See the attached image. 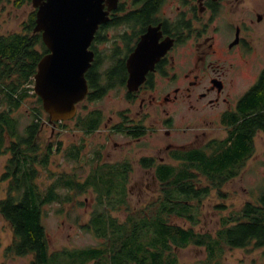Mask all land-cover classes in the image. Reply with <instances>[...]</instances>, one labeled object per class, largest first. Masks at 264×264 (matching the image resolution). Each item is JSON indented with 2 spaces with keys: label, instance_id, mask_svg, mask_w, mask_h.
Wrapping results in <instances>:
<instances>
[{
  "label": "trees",
  "instance_id": "1",
  "mask_svg": "<svg viewBox=\"0 0 264 264\" xmlns=\"http://www.w3.org/2000/svg\"><path fill=\"white\" fill-rule=\"evenodd\" d=\"M20 2L24 0H15ZM34 17L32 11L22 31L0 33V155L9 154L2 174L8 186L0 198V216L12 231L6 252L31 254L29 264H182L176 250L195 245L205 248L208 260L202 264H209L221 257L224 247H264V180L255 201L249 200L222 217L215 236L176 222L182 217L197 223L199 204L210 193L207 187L196 186L198 174L219 187L237 175L253 154V137L264 131V69L240 98L237 109L225 115L226 138L214 142L207 152L201 149L184 155L176 151L174 163L147 161L155 166L159 187L147 204L133 207L123 168L103 162L97 150L84 178L79 167L71 173L48 169L54 148L51 142L43 144L39 135L46 113L29 86L36 63L46 50L40 35L32 30ZM87 77L91 85L96 83V78ZM97 90L96 97L101 95ZM19 115H24L27 123ZM77 117L86 132L97 128L102 119L98 110ZM79 149L69 147L67 158L78 159ZM147 162L144 164L149 166ZM41 173L49 180L47 184L37 182ZM90 189L95 204L80 226L94 235L96 243L52 248L43 224L46 207L55 202L80 206L84 201L78 196ZM114 211L125 214L120 217ZM79 217L77 214L76 222Z\"/></svg>",
  "mask_w": 264,
  "mask_h": 264
},
{
  "label": "flooded vegetation",
  "instance_id": "2",
  "mask_svg": "<svg viewBox=\"0 0 264 264\" xmlns=\"http://www.w3.org/2000/svg\"><path fill=\"white\" fill-rule=\"evenodd\" d=\"M101 4L107 19L98 24L88 46L93 52L85 72L88 93L76 104L74 117L66 121L100 111L101 122L90 132L103 131V125L109 135L125 138L113 141L117 150L124 151L123 159L108 163L123 168L126 188L130 189L133 171L128 157L131 143L137 145L139 166L144 172L152 170L151 180L159 187L155 166L147 161L152 159L155 165L166 161L146 153L149 150L143 142L147 134H163V138L158 137L162 141L158 149H164L168 157L176 151L184 155L189 151H208L214 142L228 136L225 115L237 109L240 98L264 69V54L257 44L258 37L263 36L258 29L264 25V0H102ZM35 10L33 7L34 26ZM34 26L33 32L40 35L45 45L42 32L34 31ZM145 35L144 46L137 51ZM45 47L42 56L49 52ZM128 61L132 72L148 66L142 81L131 83L130 87L132 72ZM87 75L96 78V83L91 85ZM247 83L249 88L236 99ZM96 90H100L98 97ZM110 91L126 104L125 108L114 110L115 122L100 109L79 114V104L101 99ZM177 115L182 118L180 122ZM222 128L227 133L222 139L209 135L213 129ZM179 136L186 140L176 143ZM145 161L150 165H145ZM144 172L133 184L145 189L150 176L145 177Z\"/></svg>",
  "mask_w": 264,
  "mask_h": 264
},
{
  "label": "rangeland",
  "instance_id": "3",
  "mask_svg": "<svg viewBox=\"0 0 264 264\" xmlns=\"http://www.w3.org/2000/svg\"><path fill=\"white\" fill-rule=\"evenodd\" d=\"M33 11V6L30 1L24 0L16 4L13 0H0V33H10L14 31H22L23 22L28 21ZM258 31L263 35L258 37V49L264 54V25H260ZM33 79V78H32ZM244 78L243 81L249 80ZM245 83V82H244ZM34 82L29 83L33 87ZM248 86V87H247ZM249 88V83L240 91L238 96ZM33 92V91H32ZM244 93V92H243ZM242 93V94H243ZM241 94V95H242ZM85 105V109H84ZM87 105V106H86ZM27 107V105H25ZM125 102L114 92L110 91L103 98L93 101L85 100L79 104V114H85L89 109H100L105 112L107 116H112L113 122L116 121V109L125 108ZM88 108V109H87ZM19 114V113H18ZM21 118V115H19ZM78 118L71 121H64L56 123L52 126L47 122V113L43 116V123L40 130V140L44 143L51 142L53 145V152L48 169L53 172H68L71 173L76 167H79L81 177L86 176L87 172L91 170V157L96 158L95 151H99L102 155V161L112 162L118 159H123V152L113 146L114 140H123V135L112 134L109 135L107 130L102 125L101 132H86L78 125ZM22 121L27 123L28 119L22 115ZM177 122L182 118L177 115ZM226 130L222 128L213 129L210 136H215L222 139L226 135ZM110 136L111 139L107 138ZM144 146L149 150L147 154L163 157L164 161L175 162L172 157H168L165 150L158 149L160 142L159 138H163V134H147ZM159 137V138H158ZM165 137V136H164ZM203 137V136H201ZM165 139H167L165 137ZM168 140V139H167ZM184 136H179L176 143L184 142ZM108 141V142H107ZM104 145L106 147L104 148ZM79 147V157L76 160L67 158L66 151L69 147ZM137 145L131 143L129 160L133 166L132 174L130 175V182L128 183L129 195L131 198L130 205L133 207L147 204L153 194L158 189L157 184H153L151 180V172H144L138 164L139 154L136 153ZM58 147V149H56ZM163 151V152H162ZM9 154L0 155V198L5 196L8 180H2V174L5 171ZM84 167V169H83ZM46 172H48L46 170ZM145 173V177L150 176V184L148 188L138 187L133 184L134 180H139L141 174ZM199 186L207 187L210 190L207 196L201 200L200 207L197 209V223L191 224L185 218H177L176 222L183 226H192L197 232H209L215 236L217 230L221 227L222 217L231 215L232 212L237 211L247 201H255V197L259 192V186L263 184L264 180V131L258 132L253 139V154L246 160V163L241 168L240 172L234 177L226 180L219 187L212 186L204 176L198 174ZM37 182L42 185L47 184L49 180L46 179L44 173H41ZM78 200L84 201V204L78 206L72 203L62 205L55 202L46 207V212L43 217V224L47 230L50 246L58 248L66 245L83 247L85 245H92L96 243L94 235L80 225L84 224L89 218V212L93 209L95 204V194L90 189L78 196ZM61 206H64L63 211H59ZM115 212V211H114ZM113 212V213H114ZM79 214V219L76 222L75 218ZM116 215L123 217L124 212H115ZM12 231L8 223L0 216V264H29L32 255L16 256L6 252V247L11 243ZM179 260L182 264H202L207 261V254L204 247L189 245L185 248L176 250ZM256 258V260H255ZM263 264L264 263V247L255 248L248 246L247 248H227L224 247L221 257L216 261L215 259L209 264Z\"/></svg>",
  "mask_w": 264,
  "mask_h": 264
},
{
  "label": "water",
  "instance_id": "4",
  "mask_svg": "<svg viewBox=\"0 0 264 264\" xmlns=\"http://www.w3.org/2000/svg\"><path fill=\"white\" fill-rule=\"evenodd\" d=\"M101 1L31 0L36 9L34 31L42 32L49 49L38 61L33 91L40 97L51 125L73 118L76 104L88 93L85 72L93 59L88 46L98 24L107 19ZM144 39L146 35L137 51L144 46ZM128 66L132 72L131 61ZM147 67L131 73L129 87L142 81Z\"/></svg>",
  "mask_w": 264,
  "mask_h": 264
},
{
  "label": "bare ground",
  "instance_id": "5",
  "mask_svg": "<svg viewBox=\"0 0 264 264\" xmlns=\"http://www.w3.org/2000/svg\"><path fill=\"white\" fill-rule=\"evenodd\" d=\"M130 55V54H129ZM127 63V62H126ZM126 65V64H125ZM127 69V68H126ZM90 101V100H89ZM85 106V105H84ZM85 109V108H84ZM58 124V123H57ZM263 247V246H262Z\"/></svg>",
  "mask_w": 264,
  "mask_h": 264
}]
</instances>
